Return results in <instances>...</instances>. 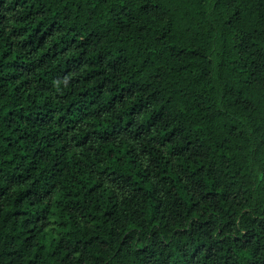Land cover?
I'll return each mask as SVG.
<instances>
[{"label":"trees","instance_id":"1","mask_svg":"<svg viewBox=\"0 0 264 264\" xmlns=\"http://www.w3.org/2000/svg\"><path fill=\"white\" fill-rule=\"evenodd\" d=\"M0 264H264V0H0Z\"/></svg>","mask_w":264,"mask_h":264}]
</instances>
